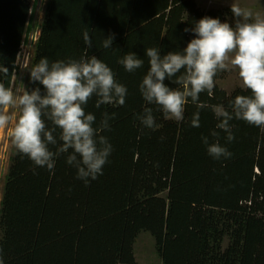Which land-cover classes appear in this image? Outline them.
<instances>
[{
	"label": "trees",
	"instance_id": "1",
	"mask_svg": "<svg viewBox=\"0 0 264 264\" xmlns=\"http://www.w3.org/2000/svg\"><path fill=\"white\" fill-rule=\"evenodd\" d=\"M29 3L0 0V83L6 87L19 71L21 44L30 43ZM205 16L226 22L224 12H203L194 0H47L30 66L41 57L95 55L128 92L123 106L97 109L95 98L87 105L97 124L104 112L115 113L111 130L103 132L113 152L103 175L88 186L63 155L49 171L12 151L0 201V264H136L133 248L143 232L152 236L162 264H264V131L233 120L235 140L228 143L212 111L228 109L230 100L250 91L228 95L216 85L226 71L219 73L213 94L200 96L206 107L199 109L198 128L190 126L195 105L189 102L184 121L177 122L139 92L149 67L145 49L181 51L194 38L184 29ZM112 34L113 46L103 48ZM129 52L144 60L134 73L118 63ZM37 86L27 83L29 90ZM145 107H153L155 130L136 118ZM213 130L231 159L209 156L201 137L215 142Z\"/></svg>",
	"mask_w": 264,
	"mask_h": 264
},
{
	"label": "clouds",
	"instance_id": "2",
	"mask_svg": "<svg viewBox=\"0 0 264 264\" xmlns=\"http://www.w3.org/2000/svg\"><path fill=\"white\" fill-rule=\"evenodd\" d=\"M231 12L234 24L205 16L193 27L185 28L194 38L181 51L162 54L156 47L145 49L149 67L139 84L143 100L165 119L184 121L186 106L189 102L195 105L198 111L193 114L190 126L198 128L199 109L206 107L200 102L201 94H213L219 73L236 71L241 87L250 94L235 96L228 109L222 105L212 108L218 121L216 129L226 134L228 143L235 140L230 123L233 120H242L264 131V16L257 13L253 17L251 11L234 2ZM114 38L115 34L104 38L102 47L111 48ZM83 40L88 49L92 48L88 31H84ZM118 63L129 73L144 67V60L135 52L125 54ZM30 64L31 58L26 68ZM15 65L20 70L16 61ZM29 73L30 81L39 85L32 90L17 94L0 83V132H8L17 153L36 167L52 171L56 158L65 156L66 163L76 169V178L88 186L103 175L113 152L103 132L111 130L109 121L115 118V113L104 112L97 124L96 116L86 110L87 105L95 98L97 109L102 105L123 106L126 86L95 55L51 62L41 57ZM136 118L144 128L158 127L153 107H145ZM217 130L210 133L215 142H210L208 136H202V142L214 160L231 159L233 154L219 142ZM57 131L58 136L54 135Z\"/></svg>",
	"mask_w": 264,
	"mask_h": 264
},
{
	"label": "rangeland",
	"instance_id": "3",
	"mask_svg": "<svg viewBox=\"0 0 264 264\" xmlns=\"http://www.w3.org/2000/svg\"><path fill=\"white\" fill-rule=\"evenodd\" d=\"M197 7L203 11H222L226 14V22L234 24L232 12L230 14L227 10L231 9V4L234 2L242 9L251 11L253 17L257 13L264 16V0H194ZM47 0H30L31 25L33 29L28 33L26 40L30 42L25 43L24 46L28 47L30 52L34 51V43L40 34V24L44 17L45 4ZM31 66L26 69H21L15 72L12 77L10 88L14 93H23L27 88V83L30 80ZM216 85L224 90L228 95L241 87V81L236 71H226L225 75L216 82ZM243 89V88H242ZM18 111V110H17ZM172 120V119H169ZM175 121V120H173ZM15 149L8 132H0V201L2 199L3 186L8 167L10 165V157L12 151ZM225 246V245H224ZM134 257L136 264H162L160 257L157 255L155 243L152 236L148 233H141L134 244Z\"/></svg>",
	"mask_w": 264,
	"mask_h": 264
},
{
	"label": "built area",
	"instance_id": "4",
	"mask_svg": "<svg viewBox=\"0 0 264 264\" xmlns=\"http://www.w3.org/2000/svg\"><path fill=\"white\" fill-rule=\"evenodd\" d=\"M30 58H31V53L29 48L24 45L20 46V49L17 53V58H16V64L20 67H23V69H25L30 62Z\"/></svg>",
	"mask_w": 264,
	"mask_h": 264
}]
</instances>
